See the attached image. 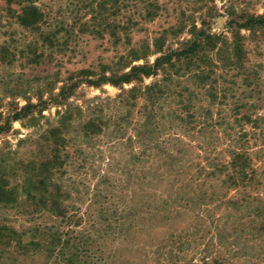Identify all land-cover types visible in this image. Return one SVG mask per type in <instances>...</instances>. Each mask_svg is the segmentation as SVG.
Wrapping results in <instances>:
<instances>
[{"label":"rangeland","instance_id":"obj_1","mask_svg":"<svg viewBox=\"0 0 264 264\" xmlns=\"http://www.w3.org/2000/svg\"><path fill=\"white\" fill-rule=\"evenodd\" d=\"M263 12L264 0H0V264H264V27L241 25ZM200 31L218 38L199 54L208 78L177 61L142 82L88 81ZM234 150L250 161L244 186L226 181ZM45 162L49 179L30 181Z\"/></svg>","mask_w":264,"mask_h":264},{"label":"trees","instance_id":"obj_2","mask_svg":"<svg viewBox=\"0 0 264 264\" xmlns=\"http://www.w3.org/2000/svg\"><path fill=\"white\" fill-rule=\"evenodd\" d=\"M116 1H114V4L112 5V8L115 10L117 8V4H115ZM150 6L153 7L152 4H150ZM30 10V9H29ZM37 8L35 6H31V11H26L25 9H23V11L21 12V14L19 15V22L24 26V27H30L37 16ZM148 13H150V10H148ZM113 15H115L113 13ZM242 26L250 29V30H255V28H263L264 27V12L260 15H246L243 16L242 19ZM107 29H109L112 37H114V40L117 41L118 39H120L119 35H117V29H118V24L116 23V21H113L111 19V22H108L107 24ZM122 29L125 30L126 27L122 26ZM98 32V30L96 31ZM126 38V37H125ZM218 38L213 37L211 34H207L204 31H200L198 36H195L191 41H187V43L180 49V50H173V51H168V52H163L161 53V55L157 56L155 58V60L152 63H143V64H137V65H131L129 67V69L127 71H123L121 73H116V74H112L111 76H100L99 78H97L96 80H88L89 82L93 83V84H99L102 82H110L111 84L115 85V86H120L123 83H131V82H142V79L144 77H149V76H153L157 74V70L164 67L165 65H168L169 68L171 67H176L174 65V63H176L177 61H179L180 65L178 66V68L176 69V72H179L181 70H183L184 68L188 69L191 65V67H193V71H195V73L193 76L195 77H199V78H208L209 75L208 72L211 71L209 70V65H211V59L208 55V53H206L205 55H201L199 56V54H201V52H209L212 49H214L216 46V42H217ZM160 41L159 38H156L154 40V45L157 47H160V44H158ZM234 46H233V53L238 54L237 57L241 56V44L239 43L238 39L234 40ZM235 50V52H234ZM135 51V50H134ZM225 51V50H224ZM131 53H133L134 57H136V52H133V50L131 51ZM229 56V55H227ZM213 64V63H212ZM203 65L205 66V68L203 67ZM190 67V68H191ZM189 68V69H190ZM84 70H81L80 72H83ZM201 76V77H200ZM153 88L156 89V91H159V85H157V82H154L151 85H146L143 87V91L140 92V87H136L133 86L129 89V92H135L131 95V100H135L137 95H136V91L138 95L141 94H146L147 98L151 97L154 95V93L152 91ZM153 93V94H152ZM67 118H65L63 116V118H61V122L64 124V126H61L63 128H65V123L63 122L64 120H66ZM89 123V124H88ZM68 125V124H67ZM93 124L90 122H87V125L89 128L92 126ZM88 129V128H87ZM85 129V130H87ZM88 132H91L93 130H87ZM51 133V136L58 138V136H54L53 133L58 132L59 133V129L58 128H54L51 129L49 131ZM49 133V134H50ZM47 141H51V143H53L55 145V143L57 144V146H63L64 144H60L59 142H53L52 139H47ZM233 154V159L229 162L230 166H233V172L231 173H227V179L226 181L229 182L231 185H241L244 186L245 184H247V182L252 181V179L248 178V173L249 170V163L250 161L248 160L247 156H242L241 152H237L236 150H234L232 152ZM58 156V155H57ZM58 157H55L52 160L57 159ZM50 163L49 162H45L43 164H41V172H39L38 175H31L29 180H37L38 182L43 183V181H47V179H49V172H50ZM32 183V182H31ZM9 195H11L9 192L6 191L5 188H3L2 185H0V199L1 197H6L7 199H11V197H9ZM5 229L4 228H0V235L4 233Z\"/></svg>","mask_w":264,"mask_h":264}]
</instances>
